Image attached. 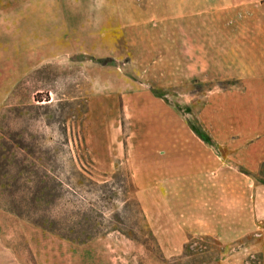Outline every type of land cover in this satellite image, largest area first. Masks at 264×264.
<instances>
[{"label":"rangeland","instance_id":"rangeland-1","mask_svg":"<svg viewBox=\"0 0 264 264\" xmlns=\"http://www.w3.org/2000/svg\"><path fill=\"white\" fill-rule=\"evenodd\" d=\"M263 71L264 0H0V264H264Z\"/></svg>","mask_w":264,"mask_h":264},{"label":"trees","instance_id":"trees-1","mask_svg":"<svg viewBox=\"0 0 264 264\" xmlns=\"http://www.w3.org/2000/svg\"><path fill=\"white\" fill-rule=\"evenodd\" d=\"M101 62L102 64H105L106 59H104ZM3 135L4 134H2V136ZM15 145L18 149H20L21 145L19 143H15ZM3 146H4V141H0V189H1L2 184H6L7 182L5 178H7L8 181H10L11 179H13L12 181L14 180L16 181V179L19 180L21 176L23 177L24 175L27 176L26 178L28 182H30V185H31V187L29 188L27 187V190L29 191L28 192L29 194L28 203L30 206L29 208H32V210L39 209L40 203H43L44 201L49 200L50 188L49 186H47V181L41 180L38 174L34 172L35 166H33V162L29 163L28 165H23L24 161L14 158V155L10 153V151L7 150L4 152L1 149ZM116 177L117 175L115 174L112 177V180L113 181H115V179L117 180ZM126 184H128V187L130 186L129 183H126ZM108 185H109L108 183L101 184L103 188L108 187ZM111 185H113V183ZM59 187H62V186L59 184ZM122 191L126 192L125 186L123 187ZM54 193L51 194V197H50V199L52 198L51 202L52 200L56 198V196L53 195ZM134 204L136 205V211L133 216V222H135L134 226L137 228V230L133 232V230L131 229L130 231H127L125 234H122V233L121 234L131 240H134L138 243H141L142 245H145L146 247H149V245L147 244H149V241L152 240V235L150 233L148 226L144 224L145 222H144L141 209L139 208L137 203H134ZM122 211L123 212L128 211V207H125V205H123ZM14 214L16 215L18 214L20 216V213L14 212ZM33 224L51 233H56L57 232L56 228L57 226H59L58 222L55 219L51 221L50 225L48 224V220H45L42 223L34 222ZM99 226L101 225L99 224L97 227L92 226L89 229L88 228L89 226H85L83 223L79 222L78 224L75 225V229L77 227L79 229L75 230L72 228L68 230L70 233L69 235L66 233H63L61 237L66 239L69 242L82 244L88 240L86 236V233H87L86 231L93 232V229L96 228L95 229V235H96V232L99 229ZM115 231L119 232V229H115Z\"/></svg>","mask_w":264,"mask_h":264},{"label":"crops","instance_id":"crops-1","mask_svg":"<svg viewBox=\"0 0 264 264\" xmlns=\"http://www.w3.org/2000/svg\"><path fill=\"white\" fill-rule=\"evenodd\" d=\"M250 76L251 78H262V79H256V80H252V79H249L247 80V82H250L252 83V86L256 87L254 91H258V92H261L264 96V71L263 72H250Z\"/></svg>","mask_w":264,"mask_h":264}]
</instances>
